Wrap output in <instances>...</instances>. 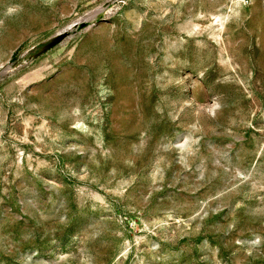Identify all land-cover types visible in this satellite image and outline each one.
<instances>
[{"label": "rangeland", "instance_id": "rangeland-1", "mask_svg": "<svg viewBox=\"0 0 264 264\" xmlns=\"http://www.w3.org/2000/svg\"><path fill=\"white\" fill-rule=\"evenodd\" d=\"M0 264H264V0H0Z\"/></svg>", "mask_w": 264, "mask_h": 264}, {"label": "water", "instance_id": "water-1", "mask_svg": "<svg viewBox=\"0 0 264 264\" xmlns=\"http://www.w3.org/2000/svg\"><path fill=\"white\" fill-rule=\"evenodd\" d=\"M67 32H61L58 35H56V37H54L44 48V50L50 49L54 46H56L57 44H59L65 37H66Z\"/></svg>", "mask_w": 264, "mask_h": 264}, {"label": "bare ground", "instance_id": "bare-ground-1", "mask_svg": "<svg viewBox=\"0 0 264 264\" xmlns=\"http://www.w3.org/2000/svg\"><path fill=\"white\" fill-rule=\"evenodd\" d=\"M82 18H83V17H82ZM83 19H87V18H83ZM83 19H82V20H83ZM88 19H89V17H88ZM88 19H87V20H88ZM90 19H91V18H90ZM87 20H86V21H87ZM79 21H81V20H79ZM81 22H82V21H81ZM72 27H73L72 25L69 26L64 32H68V31H70V30L72 29Z\"/></svg>", "mask_w": 264, "mask_h": 264}]
</instances>
